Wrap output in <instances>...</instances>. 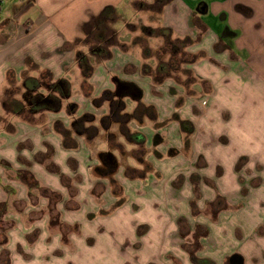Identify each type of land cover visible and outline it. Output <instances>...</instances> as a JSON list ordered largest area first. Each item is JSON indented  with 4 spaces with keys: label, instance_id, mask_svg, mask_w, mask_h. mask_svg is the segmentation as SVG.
I'll list each match as a JSON object with an SVG mask.
<instances>
[{
    "label": "rangeland",
    "instance_id": "1",
    "mask_svg": "<svg viewBox=\"0 0 264 264\" xmlns=\"http://www.w3.org/2000/svg\"><path fill=\"white\" fill-rule=\"evenodd\" d=\"M135 1V11L132 0L119 6L115 47L100 43L95 38L97 30L88 38L81 33L60 50L66 53L60 75L55 76L35 64L36 76L13 72L0 86V130L13 132L14 125L28 121L41 128L43 134L58 136L61 149L67 151L60 155L61 168L67 170V175L61 174L55 162L58 157L52 144L43 143V151L34 157L35 162L44 164L50 172L61 174L66 187L63 195L39 187L30 191L35 203L42 197L47 198L52 232L48 240L61 246L45 255L49 262L70 258L71 264L87 261L92 264H182L177 258L180 248H198L195 237H180L199 229L198 219L208 212L207 207L201 206L202 185L212 186L213 181L191 174L186 165L183 171L172 176L164 191L155 186L147 188L149 185L142 181L140 185L136 180L126 181L150 176L160 181V168L178 157L191 166H205L201 157L196 163L190 157L193 135L181 128L182 121H188L190 129L194 127L195 140L207 136L210 144L228 143L226 138L219 140L209 129L210 123L211 126L216 123L215 131L228 137L229 144L211 145L206 151L211 164L221 160L228 167L241 153L264 157V59L258 60L259 73L253 74L245 68L249 63L236 66L235 56L230 61L225 53L216 55L227 47L223 41L215 45V52L213 49L209 55L204 52L203 48L215 36L225 32L228 25L225 14L216 20H204L213 36H206L207 27L193 15L192 34L181 14L156 10L150 6L154 0ZM203 1L199 0L198 4ZM253 20L260 40L264 37V16ZM168 22L173 23L176 32L161 27ZM232 32L240 36L237 31ZM247 35L251 37L250 33ZM100 49L104 52L100 53ZM107 49L111 50L109 57L105 54ZM200 68L209 78L200 74ZM244 69L249 70L246 76H243ZM96 76L93 81L92 77ZM57 82L69 84L68 96L56 90ZM35 97L39 99L38 106L33 104ZM47 101H56L59 110L47 106L44 103ZM221 107L229 111V120ZM248 159L240 161L238 170ZM23 162L31 165L26 159ZM210 169H215V165ZM29 173L24 170L18 173V178L34 187L38 182ZM243 177L245 181L261 182L264 164L251 166ZM142 191L148 192L147 199ZM171 192L175 199L190 200L192 207V214L184 211L178 217L173 215L171 243L179 247V250L171 249L175 256L164 255L165 247H171L167 239L165 247L160 248L162 229L168 223L165 219L176 208L168 201ZM162 193H166L165 202ZM60 201L65 203L66 210L76 211L74 216L82 220L74 224L62 222L63 210L59 212L57 208ZM3 212L0 210V245L5 246L7 231L16 222L3 219ZM44 212L47 213L45 209ZM145 220L151 221V226L140 224ZM55 234L59 237L55 238ZM31 236L27 237L29 241L34 240V234ZM0 264H10V254L5 248L0 249Z\"/></svg>",
    "mask_w": 264,
    "mask_h": 264
},
{
    "label": "crops",
    "instance_id": "2",
    "mask_svg": "<svg viewBox=\"0 0 264 264\" xmlns=\"http://www.w3.org/2000/svg\"><path fill=\"white\" fill-rule=\"evenodd\" d=\"M130 1L9 0L6 2L8 3V6H6V3L0 0V86L13 72L16 74L28 72L30 76H36L33 70L35 64L44 71L52 72L55 76L60 75L62 64L66 61V53H61L60 50L65 45L71 44L74 38L80 37L81 33L85 38H88V35L84 32V26L93 18L99 16L106 8L112 7L115 9L119 20V6ZM198 1L174 0L164 10L177 16L181 14L187 24L188 31L192 34L194 33L192 18L193 15L197 16L208 29L206 36H213V33L204 20H216L220 14H225L224 19L228 24L225 31H228V37L221 39L222 33L215 36L209 45L211 48H208L209 46L203 48L204 52L208 55L213 50L215 52V45L223 41L227 47L222 52L216 53V55L225 53L229 55L230 61H232L231 57L235 56L233 61L236 66L249 63V66L245 68L253 74L256 71L259 73L258 60L264 59V49L262 48L261 52H259V49L264 46L262 43L264 37L258 39L259 34L254 31L255 22L251 20L255 18L253 21H258L259 18L264 16V0H205L199 4ZM135 2V0H132L134 11L136 9L134 7ZM115 23L109 25L114 31L117 30ZM172 24V22L162 23L161 27L166 30L173 29L176 32ZM99 29L100 27H96L97 33ZM221 29L219 28L218 31H221ZM188 31L187 33H189ZM232 31H237L240 36ZM230 33L232 36L229 35ZM249 33L251 37H248L247 34ZM96 39L99 40L100 38ZM115 46H111V48ZM126 58L124 57V60ZM200 69V74L205 78H209L207 73L202 68ZM244 70L243 76H246L249 70ZM92 78L93 81H96L98 77ZM68 90L70 92V87ZM220 109L222 110V107ZM222 111V113L229 115L227 119L229 120V111H226V109ZM220 121L221 119L218 120V122ZM19 123L14 125L13 132L0 130V210L1 212L4 210L3 219L16 222V225L7 231L8 241L5 246L0 245V249L5 248L9 252L10 264H71L70 258L53 262H49L45 258V255L61 246L51 244L48 240L52 232L49 228L51 226V214L46 209L47 198L42 197L38 200V203H35L30 197V191H33L31 188L35 190L36 187L43 189V191L48 190L60 195L64 194L66 187L62 183L61 174L67 175L68 172L61 168L60 155L62 151L67 154V151L61 149V141L58 136L51 137V134H43L41 128L32 126L28 121H20ZM180 124L185 132L193 135L192 145L190 146L192 156L190 157H194V163L201 157L205 166L197 168L196 165L191 166L189 162L178 157L160 168L162 173L160 181H157L153 176L126 179V181L129 180L130 183L136 180L134 182L139 181V185L142 181L149 185L147 188L155 186V188L164 191L168 188L172 176L183 171L185 165L187 170L190 169L188 172H191V174L197 173L203 175L209 181H213L210 182L212 186L206 183L202 185L203 198L201 206L207 207L209 213L206 212L207 214L198 219V230L188 233L185 237H180V239L195 237L199 246L196 250L189 248L183 250L180 248V254L177 258L182 264H203L199 261H206L204 264H264V177L259 183H254L252 179L245 181L243 177L247 169H251V166L255 168L259 163L264 164V157L241 153L235 155L236 158L228 167L221 160H214L211 164L208 161L206 151L209 150L211 145L229 144L228 137L221 136L223 132L215 131L216 123H214V126H211L213 124L210 123L209 129L219 137V140L226 138L228 143L210 144V137L207 136L202 140L196 137L195 140L194 127L193 130L187 127L188 121H182ZM43 143H49L55 147L56 158L58 157L55 162L60 166V175L56 172H50L44 164L35 162L36 153L43 151V146H45L42 145ZM29 144L31 146H28ZM205 148L207 149L204 150ZM243 158H249V161L238 170V164ZM24 159L30 162L31 165L25 164ZM64 162L66 164V160ZM213 164L215 169L212 170L210 167ZM24 170L30 172L29 174H31L33 180L36 179L38 182L36 186L31 187L18 178V173ZM165 174L167 175L165 176ZM126 183L124 181V188ZM141 193L144 199H147L148 192L142 191ZM165 195L166 193H162L163 202H165ZM170 195L171 199L168 201L172 202L176 208L174 212L168 215V219H165L168 223L162 229L160 248L165 247L166 239L171 245V247H165L164 255H174L171 249H174V251L179 250L177 249L179 247L176 248L171 243L173 239L171 234L174 232L173 226L175 223L173 222L175 218L173 215L177 214L178 217L180 212L184 211L188 212V215L192 214V207L189 206L190 200L188 201L184 197L175 199L172 192ZM79 199L80 194L77 197V200ZM57 205L59 212L63 210L62 222L74 224L77 220H82L74 216L73 213L76 211L66 210L64 202L60 201ZM44 209L47 213H42ZM26 217L28 219H25ZM158 218H162V216H158ZM150 222L145 220L141 221L140 224L149 223L148 225H150ZM32 234H34V240L29 241L27 237H32ZM54 237L57 238L59 235L55 234ZM58 243H60V240ZM71 253L77 255L74 251ZM79 264H84V262ZM86 264L92 263L87 261Z\"/></svg>",
    "mask_w": 264,
    "mask_h": 264
},
{
    "label": "trees",
    "instance_id": "3",
    "mask_svg": "<svg viewBox=\"0 0 264 264\" xmlns=\"http://www.w3.org/2000/svg\"><path fill=\"white\" fill-rule=\"evenodd\" d=\"M174 0H154V3L151 4L153 8H156V10L162 11L168 4L173 2ZM143 4V3H142ZM142 4H138L140 6H143ZM117 21V15L115 13V9L112 7L106 8L99 16L96 18H93L88 24L84 26V32L86 35L91 36V34L94 32L96 27H100L101 31L97 33V36L95 38H100V43L106 44L107 46H115L117 45V33L112 28H110V24ZM99 29V30H100ZM100 53H103L104 51L102 49L99 50ZM106 56L110 55V52L106 51ZM54 87L57 91H59L62 95L67 96L68 95V84L66 82H57L55 83ZM38 97V96H37ZM35 97L33 104L35 106H38V98ZM50 101L44 102L45 104H48L47 106H50L51 108H58L59 104L56 101H52L51 103H48ZM200 263L206 262V261H199ZM208 262V261H207Z\"/></svg>",
    "mask_w": 264,
    "mask_h": 264
},
{
    "label": "flooded vegetation",
    "instance_id": "4",
    "mask_svg": "<svg viewBox=\"0 0 264 264\" xmlns=\"http://www.w3.org/2000/svg\"><path fill=\"white\" fill-rule=\"evenodd\" d=\"M228 35V31H225V33L224 34H222L221 36V39H224V38H226V36ZM229 35H231L232 36V34L230 33ZM228 37V36H227ZM231 38V37H230ZM229 38V39H230Z\"/></svg>",
    "mask_w": 264,
    "mask_h": 264
}]
</instances>
